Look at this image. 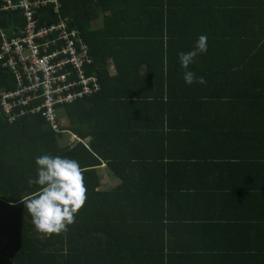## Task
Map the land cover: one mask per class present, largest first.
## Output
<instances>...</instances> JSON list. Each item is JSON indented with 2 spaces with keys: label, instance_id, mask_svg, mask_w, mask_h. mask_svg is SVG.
<instances>
[{
  "label": "trees",
  "instance_id": "16d2710c",
  "mask_svg": "<svg viewBox=\"0 0 264 264\" xmlns=\"http://www.w3.org/2000/svg\"><path fill=\"white\" fill-rule=\"evenodd\" d=\"M62 6V14L75 18L90 47L94 64L87 74L96 76L100 86L71 105L55 106L60 133L44 111L32 112L33 104L7 115L0 101V264H264V176L247 194L231 199L230 215H218L219 239L194 235L196 253L187 250L189 240L182 229L169 228L165 236L166 226H160L162 217L166 214L169 220L170 210L192 192L171 187L170 167L185 172L193 190L191 174L202 169L191 158L192 148L173 150L172 141L180 136L194 147L192 134L178 129L181 121L173 105L183 99L201 103L203 97L170 93L178 82L173 73L180 77L183 71L177 54L191 50L198 36H207V52L200 54L202 73L216 79L215 96L204 103L225 107L227 115L246 120L244 125L236 120L220 128L217 151L222 157L252 151L253 159L261 152L264 158V59L261 64L238 63L244 52L236 59L231 31L232 17L238 22L241 13L264 10V0H62ZM191 12L192 17L184 14ZM96 17L103 18L100 30L92 28ZM183 18H192L200 32H182ZM146 21L158 23L156 42L140 39L139 28ZM6 23L0 21V28ZM231 49L224 62V53ZM261 50L264 57V45ZM108 58L115 75L105 62ZM188 69L192 71L191 65ZM14 84L0 62V93ZM185 110L194 111L188 105ZM62 112L68 126L59 122ZM257 121L261 124L255 128ZM71 134L81 141L71 145ZM224 136L232 141L224 142ZM43 154L77 160L86 187L74 223L47 238L35 231L21 203L36 191L27 178H35V158ZM102 165L119 181L109 193L99 191ZM251 198L258 214L238 215Z\"/></svg>",
  "mask_w": 264,
  "mask_h": 264
},
{
  "label": "crops",
  "instance_id": "0c3cea01",
  "mask_svg": "<svg viewBox=\"0 0 264 264\" xmlns=\"http://www.w3.org/2000/svg\"><path fill=\"white\" fill-rule=\"evenodd\" d=\"M208 1H212L214 3L216 0ZM184 14H186L188 17L194 16L193 12ZM241 14L243 17H241L238 22L235 18H231L235 24L234 28L231 26V31H233L232 34L235 38V44L233 45L237 49L236 59L242 54L243 51L244 55H242V57L238 60V63L250 62L251 64H257L260 62L261 64L264 59L261 50V47L264 45V10L256 11L255 9H251ZM182 20L184 22V25H181L182 32L191 31L192 29H196V31L200 32V26L195 27L194 20L192 18H183ZM227 20L229 23H231L229 19ZM102 26L103 18L96 17L92 22V28L100 30ZM203 28L204 26L201 28L202 31ZM158 31H160L158 30V23L153 24L151 22L148 24L146 21L142 23L139 28V32L141 33L140 39H144V37H146L147 42H156V40L159 38H157L156 34L154 33ZM244 48L252 49L250 51H246ZM147 50L148 47L145 49L141 48V52L143 53H145ZM231 51L232 49L227 50V53H224V62L228 63ZM105 62L107 65H109L111 75H115L116 71L113 62L109 58ZM190 65L192 72L197 77H203L205 83L201 85L194 82L191 85H186L182 79L184 69H182L180 66L183 71L181 72L180 77L179 74L173 73L176 76V80H178V82L173 83L174 87L171 89L170 93L172 96H196V99H201L200 97H203L201 100L203 102L201 103H194L189 99L182 98L184 103H177L173 105V108L175 109L174 112H176L179 121H181V124L178 125V129L181 127V131L184 134H192V137L195 138V142L192 145L194 147H191L188 143V140L185 141L180 136H178L177 140L173 139L172 147L173 150L176 151L185 149L191 151L192 148V151L194 150V154L192 155L190 153L191 158L194 162L200 163L202 169L191 174L192 177L190 180L193 182L191 184L194 185L193 190V188L189 187L187 184L190 182H187L188 180L185 178V172L182 173L179 171L178 167H175V169L172 171L173 165L170 167L171 181L169 184H171V187L173 188L174 185L182 187V191H184V187L191 188L192 192L186 193L189 194V196L181 199V201L175 205V207L173 206L174 208L170 210V216L168 215L169 220H167L166 214L165 217H162L160 226H166L165 236L168 235L170 229H182V231L185 232V237L189 240V244L186 246L187 250L191 251V253H196L197 251L194 248V243H191V239L194 240V235L199 234V236L212 235L213 237L218 238V234L220 233V222L217 220L218 215H230V211L233 212L231 199L236 198L237 193L239 196L240 194H247L249 187H254L256 182H259V180L262 179L261 177L264 176V169L262 167V164L264 165V158L261 157L262 155L260 152V154H258L259 157L257 156L253 159L254 156L251 157L252 151H248L247 153L241 152L238 157H232L231 155L225 157L220 156L222 153L218 152L215 147L217 142H219L218 132L223 126L227 125L228 127H231L234 122L236 123L237 119L232 114L227 115L225 107H217V105L214 104L204 103V101H207L208 99V101H212L211 98H208L209 96H215L214 92L216 87V79L212 77L210 73L203 75V56L198 54L196 57H194L193 62ZM254 71L255 70L252 69L250 70L251 73ZM187 105L194 110L192 113L190 112L191 114L185 110ZM257 119L259 120L260 116H258ZM237 121L241 125H244L246 122L243 117L241 120ZM260 124L261 123H258L257 121L255 122L254 127ZM225 136L223 140L224 142L232 141L231 138H227ZM219 137L222 138L221 136ZM74 144L76 143L71 142V145ZM225 144L226 143H223V145ZM225 152L229 151H223V153ZM253 154L255 155V152ZM165 162L166 164L168 163L167 158H165ZM178 162H181V159ZM222 166H225L224 172H220L222 171ZM98 174L101 178V185L99 188L100 192L109 193L117 188L119 181L110 171L107 170L106 165H102L100 168H98ZM172 180H174L173 184ZM175 181L178 184H174ZM211 185L215 186V190L210 187ZM254 191L252 193H254ZM246 198L247 197H245V199ZM252 200L253 198H251V203L248 206L246 205L247 208L245 207L244 209L241 206V208L244 209L241 213L238 211H236V213L238 215L258 214V208L254 202L252 203ZM201 205L205 209L202 214L200 213L202 212ZM158 227L159 226H156V228Z\"/></svg>",
  "mask_w": 264,
  "mask_h": 264
},
{
  "label": "built area",
  "instance_id": "2783aa9c",
  "mask_svg": "<svg viewBox=\"0 0 264 264\" xmlns=\"http://www.w3.org/2000/svg\"><path fill=\"white\" fill-rule=\"evenodd\" d=\"M62 8V0H0V21L7 22L0 28V62L15 80L13 89L0 93L2 110L9 115L33 104L32 112L44 111L58 133L55 106L71 105L100 86L87 74L94 64L90 47ZM80 141L71 134L70 142Z\"/></svg>",
  "mask_w": 264,
  "mask_h": 264
},
{
  "label": "clouds",
  "instance_id": "9594fccd",
  "mask_svg": "<svg viewBox=\"0 0 264 264\" xmlns=\"http://www.w3.org/2000/svg\"><path fill=\"white\" fill-rule=\"evenodd\" d=\"M207 52V36L197 37L194 47L177 54L184 69L182 79L186 85L194 82L203 85V77L187 70L198 54ZM35 178L28 177L27 184L36 191L23 198L21 203L30 216L38 234L45 238L67 231L86 200V187L82 168L77 160L59 155L43 154L35 158Z\"/></svg>",
  "mask_w": 264,
  "mask_h": 264
},
{
  "label": "rangeland",
  "instance_id": "374dc122",
  "mask_svg": "<svg viewBox=\"0 0 264 264\" xmlns=\"http://www.w3.org/2000/svg\"><path fill=\"white\" fill-rule=\"evenodd\" d=\"M58 112H60V110ZM60 122H61L62 126H68V122H67L66 118L64 117L63 112L61 113V121Z\"/></svg>",
  "mask_w": 264,
  "mask_h": 264
}]
</instances>
